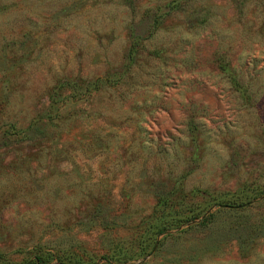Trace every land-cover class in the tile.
<instances>
[{"label": "rangeland", "instance_id": "374dc122", "mask_svg": "<svg viewBox=\"0 0 264 264\" xmlns=\"http://www.w3.org/2000/svg\"><path fill=\"white\" fill-rule=\"evenodd\" d=\"M0 264H264V0H0Z\"/></svg>", "mask_w": 264, "mask_h": 264}, {"label": "trees", "instance_id": "16d2710c", "mask_svg": "<svg viewBox=\"0 0 264 264\" xmlns=\"http://www.w3.org/2000/svg\"><path fill=\"white\" fill-rule=\"evenodd\" d=\"M37 260L41 261V257H36V261H37Z\"/></svg>", "mask_w": 264, "mask_h": 264}]
</instances>
